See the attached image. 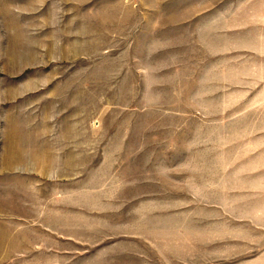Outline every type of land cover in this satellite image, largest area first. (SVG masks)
I'll return each mask as SVG.
<instances>
[{
	"label": "rangeland",
	"instance_id": "1",
	"mask_svg": "<svg viewBox=\"0 0 264 264\" xmlns=\"http://www.w3.org/2000/svg\"><path fill=\"white\" fill-rule=\"evenodd\" d=\"M0 264H264V0H0Z\"/></svg>",
	"mask_w": 264,
	"mask_h": 264
}]
</instances>
